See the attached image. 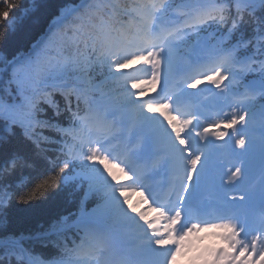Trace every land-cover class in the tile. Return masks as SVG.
Wrapping results in <instances>:
<instances>
[{"label": "snow or ice", "instance_id": "obj_1", "mask_svg": "<svg viewBox=\"0 0 264 264\" xmlns=\"http://www.w3.org/2000/svg\"><path fill=\"white\" fill-rule=\"evenodd\" d=\"M20 5L0 41L51 20L0 52V264H264V0ZM38 201L72 207L13 230Z\"/></svg>", "mask_w": 264, "mask_h": 264}, {"label": "trees", "instance_id": "obj_2", "mask_svg": "<svg viewBox=\"0 0 264 264\" xmlns=\"http://www.w3.org/2000/svg\"><path fill=\"white\" fill-rule=\"evenodd\" d=\"M33 0H21L20 8L17 10V14L23 12L25 8H30L32 6ZM54 3H61L63 0H53ZM51 12H46L42 14L39 18V22L32 24L26 22L24 29L10 38L0 41V52H4L6 55L11 56L17 50H26L29 45L41 35H43L50 24ZM0 29V32H3ZM7 80V75L4 76V81ZM65 126L67 124L65 123ZM29 173H33V170L26 169L17 172L16 177H26ZM15 179V178H14ZM18 182V180H17ZM20 208L28 209L27 205L19 206ZM72 206L68 204H63L61 206L53 205L50 202L40 203L39 201L35 203V206L27 212H17L14 206V215L12 217V228L15 231H24L28 229H35L39 223L45 224L52 218V216L57 212H64L70 209Z\"/></svg>", "mask_w": 264, "mask_h": 264}]
</instances>
